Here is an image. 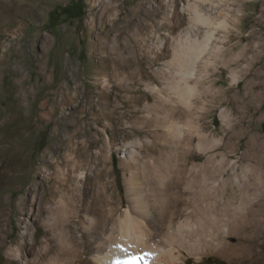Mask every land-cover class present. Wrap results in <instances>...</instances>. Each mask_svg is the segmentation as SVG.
I'll return each mask as SVG.
<instances>
[{"label": "rangeland", "instance_id": "374dc122", "mask_svg": "<svg viewBox=\"0 0 264 264\" xmlns=\"http://www.w3.org/2000/svg\"><path fill=\"white\" fill-rule=\"evenodd\" d=\"M195 10L211 23L196 22ZM206 31L212 37L190 79L199 94L187 108L169 98L173 56L187 40L206 39ZM0 115V264L20 237V254L32 259L60 232L46 228V212L38 214L43 168H51L49 153L55 158L71 146H89L86 186L73 192L78 213L66 226L76 250L72 264H95L79 224L84 206L93 222L109 210L112 222L122 217L133 201L126 190L131 172L149 187L150 200L155 174L164 175V188L178 193L180 218L190 205L184 186L193 167L212 157V176L233 190L223 201L240 203L255 188L242 183L241 157L251 135L264 138V0H0ZM188 118L211 142L207 149H196L197 137L188 148L177 146L167 133L170 120ZM129 149L140 154L137 169ZM155 206L157 218L166 205ZM201 264L232 263L209 254ZM242 264L264 261L250 256Z\"/></svg>", "mask_w": 264, "mask_h": 264}, {"label": "bare ground", "instance_id": "6f19581e", "mask_svg": "<svg viewBox=\"0 0 264 264\" xmlns=\"http://www.w3.org/2000/svg\"><path fill=\"white\" fill-rule=\"evenodd\" d=\"M194 20L207 25L211 23V19L196 10ZM205 34L206 39L202 41L187 40L182 47H178V52H174L173 56V61L178 66L174 72L175 81L170 87L171 95H168L175 103L187 108L193 107L194 99L198 98L199 94L197 86L190 84V79L194 77L195 62L206 52L207 42L212 37L211 32L206 31ZM234 78L238 80L237 76ZM170 112L173 115L175 108L174 110L171 108ZM223 118L224 123L228 125L230 117L224 114ZM188 119L184 123H181V119L170 120L166 127L167 133L176 140L177 146L185 148L192 145V137H197L196 149L202 151L207 147L205 145L209 140L202 129L200 130L199 125ZM246 145L247 153L241 157L244 162L241 166V179L242 183L252 182L255 188L248 196L245 194L243 201L235 205L223 201L224 195L233 190L229 181L224 180L221 175L212 176L215 172L212 157H208L204 164L193 167L195 175L184 186L185 190H189L190 205L185 204L184 214L180 218L176 217V210L180 205L176 195L178 193L174 191L171 193L164 188L166 186L163 184L164 175L155 174L158 186L153 190L154 192H151L154 193V196L152 195L154 199L150 200V197L146 199L148 198L146 195H149L146 193L149 187L145 190L138 182L137 173L131 172L126 190L127 198L132 195L134 198H130L133 201L129 200L131 204L127 206L122 217L112 222L113 212L109 210L103 221L93 222L87 215V205L84 206L79 224L82 234L86 235L89 242L85 247V254L89 255L95 264H189L190 259H194L195 264H201L209 254H215L226 263L232 264H242L250 256H257L264 261V138L260 140L258 136L251 135ZM68 149L69 152L55 158L49 153V158L52 159L51 168H43L44 181L41 184L38 208L39 215L43 212L48 215L44 222L49 231L52 232L55 227H60V232L56 233L55 237L57 241L52 239L53 234L51 241L45 238L41 248L36 252L37 255L29 259L20 254L19 245L24 241L22 236L18 247L6 253L10 260L19 261V264H72L76 250L74 240L66 226L78 213L74 211L76 208L73 192L81 193L86 186L88 177L86 170L89 167L86 154L89 146L80 144ZM185 152L187 154L189 151L185 150ZM127 154L136 168L138 161L136 156L140 154L134 149L127 150ZM181 157L182 163L186 158ZM220 166H228V163L222 160ZM178 173H181L180 169ZM233 176L232 179L238 181L237 175ZM169 193L173 194L174 200L168 199V196H171ZM50 202L54 205L49 206ZM160 204L166 205L165 211L155 218L156 213H152V207ZM218 204H220L219 209ZM155 207L157 209V206ZM148 219H153L152 227L148 226ZM110 221L112 223H109ZM51 242L54 245H51ZM29 245L31 247L36 245L33 238H30ZM10 260L5 264H11Z\"/></svg>", "mask_w": 264, "mask_h": 264}]
</instances>
